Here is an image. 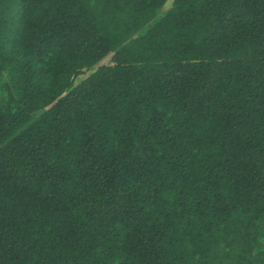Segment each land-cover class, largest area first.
<instances>
[{
    "label": "trees",
    "instance_id": "16d2710c",
    "mask_svg": "<svg viewBox=\"0 0 264 264\" xmlns=\"http://www.w3.org/2000/svg\"><path fill=\"white\" fill-rule=\"evenodd\" d=\"M166 2L0 0V264H264V0Z\"/></svg>",
    "mask_w": 264,
    "mask_h": 264
},
{
    "label": "rangeland",
    "instance_id": "374dc122",
    "mask_svg": "<svg viewBox=\"0 0 264 264\" xmlns=\"http://www.w3.org/2000/svg\"><path fill=\"white\" fill-rule=\"evenodd\" d=\"M171 1L172 0H167L166 4L164 6V10L163 11L167 10L170 7ZM89 72H90V70H88L86 73L82 74L79 77V79L82 78V77H85ZM3 102H6V95H5V92L2 91V89H0V103H3Z\"/></svg>",
    "mask_w": 264,
    "mask_h": 264
}]
</instances>
